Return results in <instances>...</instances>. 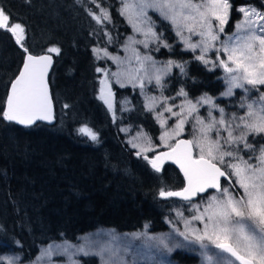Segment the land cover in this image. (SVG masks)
I'll return each mask as SVG.
<instances>
[{"label": "trees", "instance_id": "trees-1", "mask_svg": "<svg viewBox=\"0 0 264 264\" xmlns=\"http://www.w3.org/2000/svg\"><path fill=\"white\" fill-rule=\"evenodd\" d=\"M230 3L227 33L240 19V5L264 7V0ZM0 4L26 26L25 46L31 52L40 53L53 46L61 49L59 55L53 54L49 73L54 123L22 127L0 116V254L12 252L20 257V262H29L42 245L58 240L73 242L86 232L106 227L132 232L147 225L150 232L164 231L169 203L179 200L161 198L159 191H175L183 179L169 163L156 172L142 157H137L119 131L118 120L112 119L97 95V63L92 47L106 45V31L112 36L108 45L112 49L128 30L118 2L0 0ZM98 4L108 9L110 23L98 24L89 14L97 12ZM157 22L168 41H172L168 23L159 18ZM177 44L172 43L175 56L190 58L191 62L184 77L188 92L217 96L223 89L220 70L197 64L190 52ZM22 58L14 38L0 31V112ZM123 91L130 93L129 88ZM130 94L132 108L126 120L140 123L157 143L156 123L138 93ZM65 104L69 107L64 108ZM82 125L98 134L97 145L78 132ZM171 258L184 264L198 260L196 255L180 250L172 252ZM95 260L92 255H82L79 261L94 264Z\"/></svg>", "mask_w": 264, "mask_h": 264}, {"label": "snow or ice", "instance_id": "snow-or-ice-1", "mask_svg": "<svg viewBox=\"0 0 264 264\" xmlns=\"http://www.w3.org/2000/svg\"><path fill=\"white\" fill-rule=\"evenodd\" d=\"M120 3V15L143 39L127 38L124 47L125 50L131 49L132 55L126 58V67L118 68L116 72L99 67L95 69L104 74L100 80L99 99L113 111L115 120L114 93L109 78H114L121 87L124 86L123 81L133 87L139 86L142 92L146 83L154 81L155 86L161 89V96L145 95V108L153 113L163 129L158 137L159 143H154L142 131L129 143L138 149L135 155L147 161L154 171L160 172L166 161H172L183 173L186 182L183 188L178 191L161 188L159 191L161 198L178 197L191 205L190 211L194 214L190 219L184 218L182 211L175 210L185 228L184 231H175L184 241L199 246L205 264H264V144L257 147L249 142V137L264 138V92L259 91L264 87V12L252 7H239L237 11L242 14V20L236 23V31L221 41L220 36L225 33V25L232 11L230 0H120ZM97 7L99 14L91 11L89 14L98 24L110 23L108 9L99 4ZM149 10L168 23L185 50H199L200 54L194 59L205 65L223 68L228 87L222 95H233L234 88L247 93L250 89L246 86L259 92L253 102L240 104L241 109L246 108L243 115L232 113L226 116L225 110L207 95L193 102L183 88L176 93V97L163 95L164 76L170 75L173 67L186 75L188 62L168 60L159 65L151 55L140 53L136 45H143L145 49L153 45L152 50L155 51L161 47H172L165 40L164 33L156 31L157 24L149 15ZM0 31L9 33L23 53L22 66L9 82L10 88L0 116L25 127L37 121L51 122L54 115L49 70L53 65L52 54L59 55L61 49L53 46L41 54L31 52L25 46L26 26L18 22V18L7 11L3 4H0ZM105 35L110 43L112 37L106 31ZM193 36L199 39L193 42ZM209 51L215 52V61L207 58ZM93 52L97 58L102 53L103 57L118 65L125 64V60L111 55L106 47L94 48ZM221 55L225 58H221ZM179 97H183V100L177 105L175 100ZM204 105L209 106L207 117L199 114V108ZM63 107L68 108L69 105ZM214 109L218 110V117L213 114ZM173 118L175 123L168 127L169 120ZM186 125L191 126L189 139L181 138ZM78 131L92 141L98 139V134L87 126ZM137 139H142V143L133 142ZM160 148L167 150L158 151ZM148 153H153L151 158ZM242 153L250 154L246 158ZM222 179L228 186H222ZM210 189L215 194L199 204L192 203L194 197ZM194 222L202 227H194ZM148 239H158L163 248L172 250L164 237L149 236ZM71 247L67 242L55 246L66 254ZM76 251L90 254L83 247ZM53 252V245H49L37 261L47 257L50 262ZM94 254L101 257L102 264H126L115 250L109 252L102 247L100 252ZM106 254L107 259L104 258ZM0 264H20V257L0 254ZM69 264H77L71 255Z\"/></svg>", "mask_w": 264, "mask_h": 264}, {"label": "rangeland", "instance_id": "rangeland-1", "mask_svg": "<svg viewBox=\"0 0 264 264\" xmlns=\"http://www.w3.org/2000/svg\"><path fill=\"white\" fill-rule=\"evenodd\" d=\"M118 2V10L121 7L120 0H116ZM241 6H246V7H252L257 9L259 12H264V7L263 8H258L255 7L252 4H243ZM104 8V7H103ZM97 14H99V9L97 8ZM149 15L152 16L153 20L156 21V24L158 25L157 18H159L152 10H149ZM124 19L126 25H127V31L122 35L121 41L119 42L118 45L115 44V47L110 48L108 46L110 43H112L113 39L109 43L108 36H106V45H94L92 47V55L97 63V67L99 68H104L107 69L109 72H116L118 71V68L122 69L127 66V60L126 58L130 57L132 55L131 49L125 50V44L128 42L127 38L129 36L135 37V39L140 40L143 39V37L135 33L132 29V27L127 23L125 17L122 16ZM242 20V14L240 16V19L238 21ZM237 21V22H238ZM236 22V23H237ZM167 23V22H166ZM236 25V24H235ZM235 25L233 29L227 33L225 32L224 34H221L220 40L224 41L226 40L229 36L232 35L233 32L236 31ZM171 28V27H170ZM157 32H163L162 28H156ZM120 32V31H117ZM172 32V41H168L167 37L165 36L164 33V38L169 43L172 45L174 41H176L178 44L177 46H180L182 50L184 49V45L182 42L178 40L176 37L175 33L171 30ZM112 37V36H111ZM199 39L198 36H193L192 41L196 42ZM217 46H219V43H217ZM107 48L108 52L111 55L118 56L121 59L125 60V64L123 65H118L116 62L112 61L111 59H108L106 57H103V54H100V58H97V54L93 52L94 48ZM136 47L140 50V53L143 54H149L151 55L154 60L159 62V65H162L168 60H175L177 62H184L187 61L188 63L186 64V73L188 74V68L190 66V58L188 59H178L175 54L172 52V47L171 49L161 47L159 51L152 50L154 48L153 45H150L149 49H145L143 45H136ZM191 54V59H194L195 56L199 55V50L196 52H192L190 50H187ZM207 58L210 60L215 61L216 60V55L214 51H209L207 54ZM221 58H225L223 55H221ZM197 64L204 65L207 67V69H213L214 67L212 64L205 65L201 63L200 61L196 60ZM134 63V62H133ZM220 70L221 73V79H222V85L223 89L222 91L217 95L213 96L208 93L200 92L196 93L194 95H191L188 92V88L184 84V77L187 75H182L179 72V69L173 67L171 70L170 75L164 76L163 78V83H164V88H163V95L168 96V97H176V93L183 88L185 92L188 93V98L191 99L193 102L196 101L197 98L207 95L208 97H211L216 105H218L219 108H223L225 110L226 116H230L232 113H235L237 116L243 115L244 112L246 111L245 109H241L239 106L242 102L244 103H251L254 100L257 99L259 92L256 90H251L250 86L249 87L250 91L245 93L243 89L239 88H234L233 89V95L231 96H226L222 95L227 90L228 84L225 80V72L223 68L217 67ZM104 78L103 73H98L97 72V77H96V84H97V95L99 97L100 93V80ZM111 82V88L112 92L114 93V111H115V117L118 120V126H119V131L122 133L123 138L125 139L127 145L129 148L133 149L134 153L138 149H135L132 147L131 143H129L130 140L133 139V137H136L138 132H144L147 133L148 136L150 134L148 131L140 124V123H133L131 121L126 120L127 118V113L131 110L132 104H131V92L136 91L141 98V101L143 103L144 109L145 108V95L149 96H156L160 97L161 96V89L157 86H155V82L149 84H145V88L142 92V90L139 88V86L133 87L132 84L127 83L126 81H123L124 86L121 87L120 84L115 82L114 78H109ZM129 88L130 93L124 92L123 89ZM260 92H264V87L260 88ZM223 98L228 101H225V103L220 102L218 99ZM183 100V97L176 98L175 103L179 105ZM127 101V103H125ZM171 100L169 103L171 104ZM178 110V109H174ZM209 110V106L204 105L199 108V114L201 116L207 117V113ZM110 116L113 119V111L109 110ZM147 111V110H146ZM149 112V111H148ZM150 115L152 116L154 122L156 123L158 127V137L163 129H161L160 125L156 122L153 113L149 112ZM213 114L216 115L217 117L219 116L218 110H213ZM167 115V114H165ZM175 123V119H171L168 122V127H171ZM86 126L82 125L81 127ZM79 127V129L81 128ZM88 127V126H87ZM90 128V127H89ZM92 129V128H91ZM122 129H126V131H122ZM93 130V129H92ZM94 131V130H93ZM79 132V131H78ZM95 132V131H94ZM190 132H191V126L186 125V130L183 134H187L190 137ZM80 133V132H79ZM82 134V133H80ZM83 138L95 145L99 143V137L97 141H92L88 136L85 134H82ZM151 137V136H150ZM191 138V137H190ZM133 142L136 143H142V139H137ZM154 142V141H153ZM249 142L253 143L257 147H259L260 144H264V138H260L259 136L253 138L249 137ZM155 143V142H154ZM159 143V141L157 142ZM150 154V153H148ZM245 155L247 158V155L250 153H242ZM222 186H228L226 182L222 183ZM215 194L214 191H209L206 194L202 195L201 197L195 199L192 201V203L199 204L201 203L202 200L206 201L208 196ZM191 205L188 202L185 201H170L169 203V216L165 218V222L167 224V228L164 231H159V232H150L147 228H142L140 230L132 231V232H119L116 231L112 228H99L93 231L86 232L82 235H80L76 241L70 242L67 240H58V241H53L49 242L45 245H42L39 249L38 254L29 262H20V264H33L35 261L36 264H69V255H71V259L76 261L77 264L80 263V257L82 255H85L82 252L76 251V249L83 247L85 252L90 253V255L94 256L96 258L94 264H102L101 257L99 255H95L94 253L100 252L101 248H106L109 250V252L115 250L118 251V254L120 257L123 258V260L126 262V264H184L180 262H176L171 258L172 252L175 250H180L183 252H186L188 254H193L196 255L198 260L196 263H190V264H205L202 256L201 249L197 245H191L187 241H184L183 237L179 236L178 233L175 231V229H179L180 231H184V224L183 220L178 218L176 215V209L180 210L183 212L184 218H189L194 214L193 212L190 211ZM171 221V223H170ZM194 227H202L198 222L193 223ZM146 233V235H142ZM164 237L167 241L168 248H171V251H168L166 248H163L159 244V240H149L148 237ZM65 242H67L68 245L72 246L69 250V253H64L61 249H56V245H64ZM49 245H53L54 252L51 257V260L49 262V259L47 257L42 258L41 260L37 261V258L41 256V253L44 249L48 248ZM3 255H16L15 253L12 252H6L3 253ZM105 259L108 258L107 254L104 257Z\"/></svg>", "mask_w": 264, "mask_h": 264}, {"label": "water", "instance_id": "water-1", "mask_svg": "<svg viewBox=\"0 0 264 264\" xmlns=\"http://www.w3.org/2000/svg\"><path fill=\"white\" fill-rule=\"evenodd\" d=\"M42 52H40V53H34V54H41ZM52 56H53V54H52ZM22 60H23V58H22ZM22 66V62H21V65H20V67ZM19 67V68H20ZM50 71H51V69L49 70V73H50ZM18 74V71H17V73L15 74V76ZM15 76L12 78V79H14L15 78ZM11 79V80H12ZM9 88H10V83H9V85H8V88H7V92H6V95H5V99H4V104H3V108H4V106H5V101H6V96H7V93H8V91H9ZM49 88H50V85H49ZM50 93H51V90H50ZM99 95H100V93H99ZM102 101V100H101ZM103 102V101H102ZM103 104L106 106V108H108V106L103 102ZM53 115H54V102H53ZM54 121H55V116H54V119L51 121V122H48V121H37L36 123H38V122H42V123H45V124H47V125H52L53 123H54ZM13 123H15V122H13ZM15 124H17V123H15ZM17 125H19V124H17ZM20 126H22V127H25V126H23V125H20ZM30 127V126H29ZM181 138H183V139H189V137H187V136H181ZM165 150H167V149H164V148H160V149H158V151H165ZM153 155V154H152ZM152 155H150L149 157L151 158V156ZM165 163H169V164H171L172 166H174L176 169H177V171L179 172V174L181 175V177H182V179H183V184H182V186H181V188H183L184 187V185H185V178H184V176H183V173L181 172V170L179 169V166L178 165H176L175 163H173L172 161H166ZM164 163V164H165ZM223 182H226L225 180H221V184L223 183ZM181 188H179L178 190H180ZM178 190H175V191H178ZM208 191H214V190H208ZM207 193V192H206ZM205 194V193H204ZM204 194H200L199 196H201V195H204ZM199 196H197V197H194L193 198V200H195L196 198H198ZM172 198H175V199H178V200H181L180 198H178V197H172ZM182 201V200H181Z\"/></svg>", "mask_w": 264, "mask_h": 264}]
</instances>
